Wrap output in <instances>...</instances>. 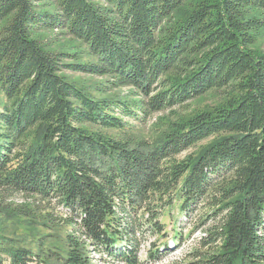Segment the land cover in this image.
Here are the masks:
<instances>
[{"label": "trees", "instance_id": "1", "mask_svg": "<svg viewBox=\"0 0 264 264\" xmlns=\"http://www.w3.org/2000/svg\"><path fill=\"white\" fill-rule=\"evenodd\" d=\"M56 30L88 59L54 50ZM263 30L264 0H0V215L69 227L37 250L0 230V264H160L184 241L158 243L173 206L205 230L168 264H264ZM164 111L154 140L127 132Z\"/></svg>", "mask_w": 264, "mask_h": 264}, {"label": "rangeland", "instance_id": "2", "mask_svg": "<svg viewBox=\"0 0 264 264\" xmlns=\"http://www.w3.org/2000/svg\"><path fill=\"white\" fill-rule=\"evenodd\" d=\"M43 37L50 40L52 44V48L54 50H64L69 52H79L80 54H83L82 60H87L88 57L85 55L86 53V46L79 43L77 40L73 39L70 36H65L63 34H60L59 31H51V32H45L43 33ZM49 42V43H50ZM253 49L257 52L264 53V30L261 31L257 37V41L255 45L253 46ZM69 78L71 80H74L78 83H81L90 89L93 88L95 93H97L95 90V86H97L99 83L105 81V78L100 77H94L89 75H82V74H74L70 73L68 74ZM132 89L129 88H120L115 89L111 92H109L107 95L112 94H120L122 96L124 95H131ZM99 94V93H97ZM132 96V95H131ZM0 99H2V96L0 94ZM219 103L218 94L216 91H211L207 93L206 95L199 97L198 99H195L193 101H190L186 103L182 107H177L176 112L178 114H185L188 115L191 112L195 111L198 108H206L211 107L214 104ZM169 111L164 112H156V113H150L148 116L143 118V120H129L128 126H127V132L131 134L132 136H136L137 138H147L154 140L156 136L161 132L163 129L162 124V118L164 116H170ZM211 139L205 140L201 143H199L193 150H198L201 146H204L208 144ZM12 205L15 206H22L24 204H28L29 201L21 195L15 196L12 198ZM52 210L55 214V216H61L62 210H56V209H48ZM169 211L171 212L169 215ZM175 218L176 220H179L180 223L177 224L176 221L173 223L172 219ZM167 224L166 232L168 233V237L165 239H160L158 243L162 242L164 243L167 241L170 245L171 242L174 240L175 234L178 232H181L184 237V241L180 247H177L176 249L170 251L169 253H166L164 257L162 258V261L160 264H168L169 262L173 260H179L186 251H188L195 243V239L197 237H200L204 230L202 228H197L194 224V219L188 220L184 218L183 215H180L177 206H173L172 208H168L165 210V217L162 219ZM69 227H62V228H56L53 231L50 229H46L44 227H40L37 222H32L23 218H8L6 216L0 215V230L6 234L7 236L17 238L23 245H27L28 247L32 248L33 250H37L39 247V244L41 243V238L44 239L43 242L45 244V247L52 246L54 244L59 245L63 244L65 239V234L68 231ZM158 237L153 236V234L147 233L144 240L143 245L141 246V253L143 254V260H147L146 252L149 248V244L151 241L157 240ZM173 247V246H172ZM106 264H110V262H107ZM144 264H154L152 262H146Z\"/></svg>", "mask_w": 264, "mask_h": 264}, {"label": "bare ground", "instance_id": "3", "mask_svg": "<svg viewBox=\"0 0 264 264\" xmlns=\"http://www.w3.org/2000/svg\"><path fill=\"white\" fill-rule=\"evenodd\" d=\"M172 246L175 247V244H174L173 242L171 243V246H170V247H172ZM175 249H176V248H175Z\"/></svg>", "mask_w": 264, "mask_h": 264}]
</instances>
